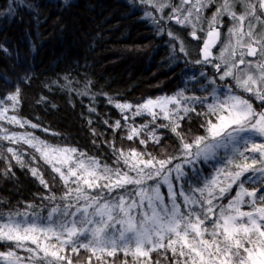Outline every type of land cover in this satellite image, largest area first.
Returning <instances> with one entry per match:
<instances>
[{"label":"snow or ice","instance_id":"snow-or-ice-1","mask_svg":"<svg viewBox=\"0 0 264 264\" xmlns=\"http://www.w3.org/2000/svg\"><path fill=\"white\" fill-rule=\"evenodd\" d=\"M126 7L166 38L183 86L136 104L109 100L122 118L102 121L111 139L89 117L91 143L107 145L102 160L39 117L25 118L32 69L5 68L0 140L17 147L0 153V179L18 181L19 169L45 194L23 211L0 200L9 209L0 214V264H264V0H126ZM3 8L0 16L23 25L26 38L41 22L38 0H4ZM0 53L12 58L6 44ZM70 73L42 91L95 95L90 79L81 90ZM35 105L55 107L44 94Z\"/></svg>","mask_w":264,"mask_h":264},{"label":"trees","instance_id":"trees-1","mask_svg":"<svg viewBox=\"0 0 264 264\" xmlns=\"http://www.w3.org/2000/svg\"><path fill=\"white\" fill-rule=\"evenodd\" d=\"M38 2L42 4L41 22L38 27L32 24L30 38L25 37L23 25H9L0 16V44H6L12 57L9 59L0 53V73H4L9 66H14L17 73L30 67L34 80L31 88L25 89L27 99L22 115L33 120L39 117L51 131L61 133L67 144L79 147L89 155H99L103 160L107 145L102 144L101 139H97L96 145L91 143L93 137L87 119L90 117L93 120L92 126L97 133H104L111 139L113 133L102 121L110 119L112 122L122 118L109 100L136 104L149 97L171 94L183 86L185 77L181 76V68L173 71L175 63H169L166 38L155 36L151 26L141 21L140 13L130 15L126 0H70L67 7L63 5V0ZM3 4L4 0H0V12L5 10ZM28 19L25 14V20ZM68 69H71L70 75L80 81L81 90L85 78L90 79L93 85L91 92L95 95L70 94L56 90L55 86L52 93L42 91L44 82L62 78ZM7 87L0 80V92ZM38 94L48 95L55 107L45 109L36 106ZM93 104L96 112L89 114V106ZM136 122L141 123V118H136ZM5 126L13 131H24ZM37 135L46 138L49 143H61L58 137L50 134L37 132ZM129 143L125 142L122 146L127 148ZM117 144L119 146L120 142L117 141ZM164 144L168 145V151L174 147L172 139L165 140ZM8 146L17 147L0 140V153L6 152ZM26 148L23 146L20 150ZM149 150H152L151 146ZM161 150L158 147L155 152ZM14 171L18 181L0 179V200L10 204L12 210L18 208L23 211L29 201L40 205V196L45 194L42 186L19 169ZM56 191L57 194L62 191L59 184ZM8 210L0 204V214L6 215ZM46 212L45 208V215ZM20 254L23 255V252ZM153 256L156 257V254L153 253ZM161 264H164L163 260Z\"/></svg>","mask_w":264,"mask_h":264},{"label":"rangeland","instance_id":"rangeland-1","mask_svg":"<svg viewBox=\"0 0 264 264\" xmlns=\"http://www.w3.org/2000/svg\"><path fill=\"white\" fill-rule=\"evenodd\" d=\"M174 69L177 68V67H173ZM182 76V75H181Z\"/></svg>","mask_w":264,"mask_h":264}]
</instances>
